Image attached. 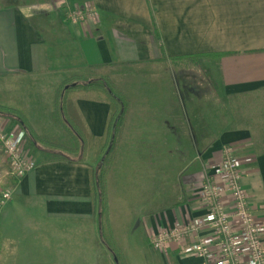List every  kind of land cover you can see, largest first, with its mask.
<instances>
[{"label": "crops", "instance_id": "1", "mask_svg": "<svg viewBox=\"0 0 264 264\" xmlns=\"http://www.w3.org/2000/svg\"><path fill=\"white\" fill-rule=\"evenodd\" d=\"M45 3L50 17L48 20L42 17L47 21L41 24L17 4L0 5V105L18 110L23 116L20 119L15 112L0 109L10 122L9 128L23 122L37 139L57 136L51 132L56 130V124L49 95L62 81L75 75L70 59L66 61L63 57L57 63L52 60L47 34L61 35L64 44L75 43L83 67L96 70L101 64L120 63L113 69L137 80L144 78L143 83L124 94L129 107L124 111L119 152L125 142L128 147L137 148L145 139L148 149L156 141L167 140V133L174 129L177 119L172 105L162 107L161 101L168 93L163 71L170 64L177 67L184 60L180 57L195 56L193 65L204 68L207 83L220 84L227 98L264 91V0H46ZM87 5L94 8L96 17L86 16L79 23H71L68 11ZM62 52H66L64 46ZM148 74L153 75V80ZM113 84L120 87L114 81ZM102 93L106 94L98 87L88 86L67 92L87 131L90 149L95 141H98L96 148L103 144L106 125L114 110ZM151 99L156 106H150ZM258 132L249 126L229 128L204 145L185 141L177 156L180 167L170 193L172 201L142 220L146 244L163 264L202 263L201 258L180 252L172 241L161 251L154 250L150 239L162 228L176 227L203 213L197 190L206 175L218 179L217 166L226 144L236 148L241 184L261 225L264 242V137ZM26 139L29 141L28 136ZM46 144L66 151L72 148L53 141ZM31 155L34 167L12 181L10 197L0 205V264H116L113 251L101 236L103 210H98L90 150L81 160L43 151ZM113 164L103 175L101 189L107 199L108 220L111 213L108 183ZM112 234L115 237L113 231ZM200 234L209 237L211 231L204 229ZM192 240L186 238V242ZM118 250L128 264L126 254L119 247Z\"/></svg>", "mask_w": 264, "mask_h": 264}, {"label": "rangeland", "instance_id": "2", "mask_svg": "<svg viewBox=\"0 0 264 264\" xmlns=\"http://www.w3.org/2000/svg\"><path fill=\"white\" fill-rule=\"evenodd\" d=\"M45 1L2 0L0 5L6 3L17 4L19 7L25 8L29 12L30 18H34L36 23L41 24V22L47 21V18L50 17ZM38 14L40 16H37ZM42 17L47 20L42 19ZM45 38L48 41L49 54L54 62H59L63 57L66 61L69 59L72 61L71 72L77 77L74 82L79 84V87H87L89 83H93L102 85L106 89V93H111L112 99H114L113 102L116 103L118 115L114 120L115 124L112 127L108 145L104 149H102V145L96 148L98 141H95L91 149L89 147L83 149L80 144L75 150L76 140L63 131L55 120L53 122L56 124L54 126L56 130L51 132L57 136L51 138L43 137L44 140H47V143L53 141L62 145L72 146L71 149L73 151H66V149L54 147L40 141L35 136H32V133H29L23 122H19L24 129V149L30 156H32V152L43 151L54 156L59 155L77 160L86 158L90 150L89 161L92 163L91 166L95 177V195L98 194V210H102L103 205L101 189L102 179L105 176L103 177L102 172L106 170L109 157L113 154L114 160H116L112 162L114 164L108 183L111 210L108 222L113 238L110 239L108 235L103 234L104 242L111 250L116 247V252L113 253L117 263L125 264V260L119 250L117 252V247H119L126 254V263L128 264H163L146 244L142 220L149 218L150 214H155L158 209L172 201L173 197L170 196V193L174 190L177 183L174 177L180 167L179 161L177 162L179 151L183 149L182 147L187 139H189L190 144L204 145L221 130L229 128L254 127V129L259 131L258 135L264 137V91L237 98H227L220 84L210 85L207 83V79L204 77V68L195 67L188 60L180 61L177 67H175L177 64H170L163 71L169 94L164 95L163 98L165 100L161 102L163 103L162 107L167 108L169 104L175 108L177 122L174 129L168 131L167 140L156 141L155 146L152 148L145 149V145L148 142L144 139L145 142H141L140 147L137 148H130L128 143L125 142L124 147L119 152L118 144L124 127L123 119L126 118V116L124 118V111L125 108L129 107L124 94H128L130 88H134L138 83H143L145 81L144 78L137 80L127 74H121L123 71H119V69L98 68L92 70L88 67H83L81 56L75 43L69 44L65 42L64 44V38L59 34H47ZM62 42L66 48L65 53L62 52ZM147 76L151 80L154 78L152 74ZM113 81L120 87L113 84ZM141 87H144V85H141ZM54 89L49 95L50 107H53L52 94ZM116 93L119 96L122 94L127 102L124 99H120ZM150 94L152 96V92ZM101 95L109 98L107 94L102 93ZM158 101L160 102V100ZM150 106H156L153 99L150 100ZM113 109H115L114 106H112ZM58 113L61 119L65 121L61 111ZM181 120L184 121L181 122ZM14 121L13 119L11 123H14ZM26 136L29 137V141ZM117 153L119 154L117 155ZM8 171V164L0 152V196L2 191L10 188V186H5V182L10 176ZM10 182L12 183L11 180ZM103 231L104 227L102 228ZM115 238L118 244L115 242Z\"/></svg>", "mask_w": 264, "mask_h": 264}, {"label": "built area", "instance_id": "3", "mask_svg": "<svg viewBox=\"0 0 264 264\" xmlns=\"http://www.w3.org/2000/svg\"><path fill=\"white\" fill-rule=\"evenodd\" d=\"M71 23L81 22L86 16L95 18L97 12L87 5L68 11ZM9 120L0 113V152L8 164L13 179L22 177L35 163L23 147L24 132L20 124L9 128ZM217 166V180L205 176L197 190L203 213L171 228H162L150 239L154 250L161 251L168 242H175L182 253L201 258L200 264H264L262 228L248 205L246 191L241 184L236 148L226 144ZM10 197L5 189L0 205ZM228 208V209H227ZM204 229L211 236H202ZM192 237L191 242H186Z\"/></svg>", "mask_w": 264, "mask_h": 264}, {"label": "trees", "instance_id": "4", "mask_svg": "<svg viewBox=\"0 0 264 264\" xmlns=\"http://www.w3.org/2000/svg\"><path fill=\"white\" fill-rule=\"evenodd\" d=\"M151 19H152V25L155 28L154 20H153V18H151ZM194 57L195 56H193V55H187V56L180 57L179 59L188 60V61L194 63V60H193ZM177 58H173L172 60H178ZM119 65H120V63H107V64H101L100 68H113V67L119 66ZM76 78L77 77L72 76V77L62 81L55 88V90L53 92V96H52L53 108H54L53 117L57 121V123L59 124L60 128L63 131H65L70 137H72L74 140H76V145L74 147L75 150H77V148L80 146V144H81L83 149H87V146L89 144V142H88L89 141V136L87 134V131L85 130V128L83 127L82 122L79 120L78 116L76 115V111H75L74 107L72 106L71 100L68 98V94H67V92H69L71 89L79 87V84H76L74 82V80ZM87 86L88 87H98L101 90H103V92L106 93V89L102 85L89 83ZM113 91L116 92L115 90H113ZM117 92H118V90H117ZM106 94L109 96L110 104L112 106H114L115 109L112 111V113H111V115L109 117V120L107 122V125H106V131H105V135H104V138H103L104 142L102 144V149H104L108 145V140H109V137L111 136L112 127L115 124L114 120H115V118L118 115V112H117L118 110L116 109V103L113 102L114 99H112L111 93L108 92ZM116 95L120 99H124L122 94H121V96H119V94L116 93ZM0 109L11 110L10 108H7L6 106H2V105H0ZM59 111H61V114L64 117V120L66 122L61 119V116H59V113H58ZM12 112L13 113L15 112L16 115L18 117H20V119L23 117L18 110H13ZM39 140L42 141V142H46V143L48 142L47 140H44V139H42L40 137H39ZM54 144L55 143H51V145H54ZM57 146H61V145H57ZM71 151H73V149H71ZM113 160H114V156L112 154L109 157V161H108V164L106 166V170H104V172H102V175L106 174V172L109 170ZM5 186H7V187L11 186V182L10 181H6L5 182ZM102 200H103V205H102L103 217H102V219L104 221V223L102 221V225H103L102 228L104 227V231L101 232V236L104 239L103 234H105V235H108V237L110 239H112L111 229H110V226H109V222H108L109 220H108V215H107V199H106V195H105L104 191L102 192ZM1 241H2V239H1V235H0V248H1ZM112 251L116 252V247H114L112 249Z\"/></svg>", "mask_w": 264, "mask_h": 264}, {"label": "bare ground", "instance_id": "5", "mask_svg": "<svg viewBox=\"0 0 264 264\" xmlns=\"http://www.w3.org/2000/svg\"><path fill=\"white\" fill-rule=\"evenodd\" d=\"M9 179H11V181H15V179H13L12 177L9 176ZM10 181V180H9ZM6 189H10V188H6ZM3 192V191H2ZM2 194V193H1ZM1 198V196H0Z\"/></svg>", "mask_w": 264, "mask_h": 264}]
</instances>
